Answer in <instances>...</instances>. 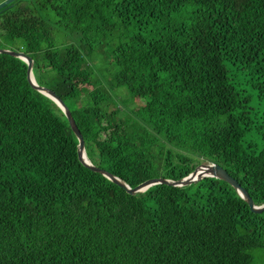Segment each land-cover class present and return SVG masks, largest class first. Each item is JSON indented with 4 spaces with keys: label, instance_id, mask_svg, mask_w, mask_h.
I'll list each match as a JSON object with an SVG mask.
<instances>
[{
    "label": "trees",
    "instance_id": "trees-1",
    "mask_svg": "<svg viewBox=\"0 0 264 264\" xmlns=\"http://www.w3.org/2000/svg\"><path fill=\"white\" fill-rule=\"evenodd\" d=\"M0 48L129 187L214 162L264 202V0H14ZM76 145L0 53V264H251L264 247V210L226 182L128 194Z\"/></svg>",
    "mask_w": 264,
    "mask_h": 264
},
{
    "label": "water",
    "instance_id": "water-1",
    "mask_svg": "<svg viewBox=\"0 0 264 264\" xmlns=\"http://www.w3.org/2000/svg\"><path fill=\"white\" fill-rule=\"evenodd\" d=\"M12 1L14 0H0V8H2L6 4H9ZM0 53L17 57L22 61H24V63L26 64V80L28 84L33 89L37 90L41 94L50 98L55 103V105L60 109L61 113L63 114L64 118L67 121L69 128L71 129L72 133L74 134L77 140L76 155L79 162L84 167L102 175L103 177H105L106 179H108L118 187L122 188L126 193L135 194L137 192L144 191L146 188L154 184H165L173 187H182L187 184L194 183L203 177H213L222 180L226 182L229 186H231L232 189L235 191V193L242 200L246 202L251 212L259 213L262 210H264V202L262 204H254L251 198L249 197L247 191L233 177L228 175L227 172L221 166H219L214 162L198 164L187 175L177 180H172L162 177H151L141 181L140 183H138L133 187H129L120 178L109 173L105 169L97 167L87 159L84 152L83 138L78 128L75 125V122L70 114L68 107L62 101V99L59 98L58 95H56L52 90L42 85H39L34 81L33 75L31 73V66H32L31 58L22 51H15L8 48H0Z\"/></svg>",
    "mask_w": 264,
    "mask_h": 264
},
{
    "label": "rangeland",
    "instance_id": "rangeland-1",
    "mask_svg": "<svg viewBox=\"0 0 264 264\" xmlns=\"http://www.w3.org/2000/svg\"><path fill=\"white\" fill-rule=\"evenodd\" d=\"M256 101H253L251 106H255ZM252 254L251 264H264V247L261 249L250 250Z\"/></svg>",
    "mask_w": 264,
    "mask_h": 264
}]
</instances>
